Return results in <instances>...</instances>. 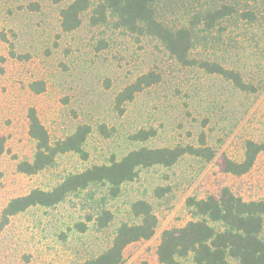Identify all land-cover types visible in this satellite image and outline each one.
<instances>
[{
    "label": "rangeland",
    "instance_id": "374dc122",
    "mask_svg": "<svg viewBox=\"0 0 264 264\" xmlns=\"http://www.w3.org/2000/svg\"><path fill=\"white\" fill-rule=\"evenodd\" d=\"M69 1L0 0V215L6 204L34 189L51 191L71 174L121 159L142 147L199 146L202 135L216 150L206 162L182 157L174 166L140 168L117 197L95 185L71 193L61 204L33 207L11 218L0 234V264H79L108 247L118 228L138 223L131 213L136 200L150 203L159 224L154 237L129 245L122 264H161L157 249L162 233L192 220L190 197L219 196L225 187L245 201H264V153L247 174L223 172L225 158L240 161L247 140L264 143V0H156V19L171 30L188 29L192 57L238 70L254 93L198 68L179 65L154 37L139 36L114 22L94 26L91 11L77 30L61 28V9ZM234 8L207 30L205 14ZM254 12L255 20L243 17ZM154 71L160 83L116 109V97L139 76ZM43 81L34 93L30 84ZM34 107L56 142L78 127L91 128L86 157L67 153L52 168L25 175L17 164L32 160L35 142L28 135V110ZM153 130L147 141L132 136ZM105 207L113 214L106 228L95 219ZM264 234V230H263ZM186 264H189L186 262Z\"/></svg>",
    "mask_w": 264,
    "mask_h": 264
},
{
    "label": "trees",
    "instance_id": "16d2710c",
    "mask_svg": "<svg viewBox=\"0 0 264 264\" xmlns=\"http://www.w3.org/2000/svg\"><path fill=\"white\" fill-rule=\"evenodd\" d=\"M61 4L69 0H52ZM156 0H70L61 9V28L70 33L82 25V16L91 11L90 22L94 25L114 22L122 28L139 36L157 38L168 50L174 60L185 68H198L211 75L229 80L242 92L254 93V85L244 81L238 70L226 68L223 64L192 57L195 48L192 33L188 29L171 30L156 19L154 3ZM234 8L223 6L205 14L203 23L207 30L214 24L232 15ZM243 17L255 20L254 12H246ZM162 77L154 71L139 76L128 84L116 97V109L123 112V105L132 102L145 89L160 83ZM31 90L40 94L45 90L43 81L30 84ZM28 135L35 142L32 160L17 164L18 172L36 175L52 168L57 158L67 153L86 157L85 142L91 128L82 125L68 137L53 142L42 124L34 107L28 110ZM154 136L153 130H140L132 136L137 141H147ZM4 145L0 143V156ZM264 153V143L247 140L244 157L240 161L225 158L222 170L235 177L247 174L254 167L258 156ZM193 156L206 162L216 157V150L206 144L202 135L199 146H178L164 148L142 147L130 151L121 159H113L108 164L92 166L81 173L71 174L51 191L34 189L24 196L10 200L0 215V234L12 217L33 207H55L75 192L95 185L108 188L110 197H117L121 187L133 181L140 168L156 165L174 166L182 157ZM192 220L180 228L167 229L162 233L157 249L161 264H264V201H245L230 188L225 187L219 196L208 195L199 199L187 200ZM131 213L138 219L135 224H122L110 247L98 256L79 264H122L124 250L131 244L152 239L159 220L152 206L146 200H136L131 205ZM99 228H106L113 221V214L102 207L95 219Z\"/></svg>",
    "mask_w": 264,
    "mask_h": 264
}]
</instances>
